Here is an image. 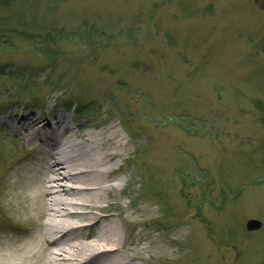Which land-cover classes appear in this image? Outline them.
<instances>
[{
	"label": "rangeland",
	"instance_id": "rangeland-1",
	"mask_svg": "<svg viewBox=\"0 0 264 264\" xmlns=\"http://www.w3.org/2000/svg\"><path fill=\"white\" fill-rule=\"evenodd\" d=\"M13 111L115 125L122 192L100 206L138 264L198 235L212 264H264V0H0V264H45L21 260L45 218L23 212L37 151Z\"/></svg>",
	"mask_w": 264,
	"mask_h": 264
},
{
	"label": "bare ground",
	"instance_id": "bare-ground-1",
	"mask_svg": "<svg viewBox=\"0 0 264 264\" xmlns=\"http://www.w3.org/2000/svg\"><path fill=\"white\" fill-rule=\"evenodd\" d=\"M53 120L51 123L41 115L16 111L2 118L6 132L20 141L27 140L37 151L38 166L31 170L27 183L23 176L21 201L23 212L38 210L45 221L21 260L42 251L45 264L141 263L138 251L129 253L119 243L117 228L105 223L113 215L102 212L100 206L106 197L122 192L123 137L114 124L104 120L76 124L73 117L65 115ZM87 227L90 231L79 232ZM198 236L187 244V254L179 258L161 255L165 264H212L211 249L206 246L207 250L200 252ZM169 239L180 247L175 239Z\"/></svg>",
	"mask_w": 264,
	"mask_h": 264
},
{
	"label": "water",
	"instance_id": "water-1",
	"mask_svg": "<svg viewBox=\"0 0 264 264\" xmlns=\"http://www.w3.org/2000/svg\"><path fill=\"white\" fill-rule=\"evenodd\" d=\"M261 228V223L257 220H250L247 223V230L248 231H256Z\"/></svg>",
	"mask_w": 264,
	"mask_h": 264
}]
</instances>
